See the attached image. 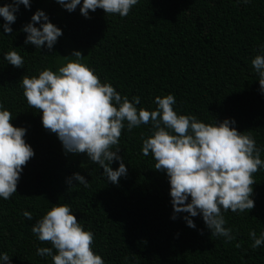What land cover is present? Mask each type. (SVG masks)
Here are the masks:
<instances>
[{"label":"trees","instance_id":"obj_1","mask_svg":"<svg viewBox=\"0 0 264 264\" xmlns=\"http://www.w3.org/2000/svg\"><path fill=\"white\" fill-rule=\"evenodd\" d=\"M9 2L0 0V6ZM38 9L63 33L51 51L24 44L22 28ZM15 16L11 34L0 27V103L11 112V124L26 129L34 156L23 167L16 193L0 198V252L10 256V264H52L50 257L36 254L51 244L39 241L31 228L58 203L69 204L83 228L93 232L92 250L105 264H264V245L253 249L250 238V231L257 237L264 232V168L254 174L255 207L224 213L235 237L226 242L211 235L201 215L189 217L195 228L183 219L188 213L171 218L167 174L154 169L151 153L141 152L150 124L122 130L118 155L127 174L113 184L98 164L65 153L56 134L44 129L40 112L27 104L21 86L23 75L45 68L56 72L79 59L129 100L139 96L138 108L155 110L156 96L173 94L179 114L205 123L234 120L237 131L252 133L264 160V93L251 65L264 45V0H139L123 18L99 8L85 18L79 5L69 12L55 0H30ZM10 50L23 57L22 68L3 59ZM73 51L83 57L70 56ZM110 167L115 170L119 162ZM73 173L84 176L89 187L73 180L69 189L66 178Z\"/></svg>","mask_w":264,"mask_h":264},{"label":"clouds","instance_id":"obj_2","mask_svg":"<svg viewBox=\"0 0 264 264\" xmlns=\"http://www.w3.org/2000/svg\"><path fill=\"white\" fill-rule=\"evenodd\" d=\"M55 2L69 12L79 5L85 18H89V11L95 12L98 8L105 14L123 18L139 0ZM237 2L249 3L250 0ZM21 4L29 8L30 0H11L0 6L3 33H12L10 25L15 22V13ZM22 31L27 34L25 45L32 44L36 49L46 46L50 51L63 34L39 9ZM70 56L83 57L80 51H73ZM3 59L16 68L24 65L23 57L15 50L8 51ZM251 65L258 74L260 91L264 93V45L260 46V54L251 60ZM21 86L27 104L40 112L44 129L56 134L65 153L86 154L91 162L103 168L106 179L113 184H118L127 174L123 157L118 155L122 130L125 126L131 131L150 124L151 134L141 137V152L145 157L151 153L154 169L167 174L172 219H176V213H188L183 219L188 227L195 228L189 217L201 215L212 236L231 242L235 237L232 229L225 226L224 213L229 210L243 213L255 207L251 198L252 186L256 183L254 174L264 168V160L252 133L237 131L234 120L226 118L205 123L193 114H179L174 108L173 94L156 96L155 110L138 108L139 96L129 100L110 83L101 82L95 69L80 63L79 59L67 62L56 72L45 68L38 75H23ZM12 118L11 112L0 103V198L4 200L16 193L23 167L34 156L24 139L26 129L14 127L10 123ZM114 160L119 162L115 170L110 167ZM73 180L89 187L84 176L73 173L66 178L69 189L74 186ZM72 211L67 203L52 205L32 225L31 231L37 239L51 244V247H38L36 254L50 257L52 264H105L92 250L93 232L86 231ZM23 216L28 220L33 218L28 211H24ZM250 238L253 249L264 245V232L257 237L255 231H250ZM0 260L10 264L7 253L0 252Z\"/></svg>","mask_w":264,"mask_h":264},{"label":"rangeland","instance_id":"obj_3","mask_svg":"<svg viewBox=\"0 0 264 264\" xmlns=\"http://www.w3.org/2000/svg\"><path fill=\"white\" fill-rule=\"evenodd\" d=\"M82 157H81V161L83 162H91L88 158V156L86 154H80Z\"/></svg>","mask_w":264,"mask_h":264}]
</instances>
